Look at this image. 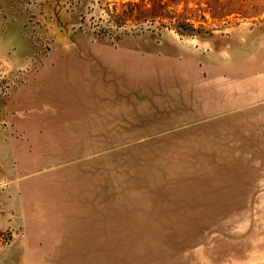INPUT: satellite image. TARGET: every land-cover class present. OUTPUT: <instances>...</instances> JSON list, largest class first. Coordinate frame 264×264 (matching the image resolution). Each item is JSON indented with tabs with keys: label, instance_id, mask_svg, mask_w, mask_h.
I'll use <instances>...</instances> for the list:
<instances>
[{
	"label": "rangeland",
	"instance_id": "obj_1",
	"mask_svg": "<svg viewBox=\"0 0 264 264\" xmlns=\"http://www.w3.org/2000/svg\"><path fill=\"white\" fill-rule=\"evenodd\" d=\"M48 2L0 0V107L44 80L0 122V264H264V0Z\"/></svg>",
	"mask_w": 264,
	"mask_h": 264
},
{
	"label": "crops",
	"instance_id": "obj_2",
	"mask_svg": "<svg viewBox=\"0 0 264 264\" xmlns=\"http://www.w3.org/2000/svg\"><path fill=\"white\" fill-rule=\"evenodd\" d=\"M51 5H56V0H49L48 2ZM3 25H6V23L4 22ZM10 42L12 41L11 38H8L7 37V34H6V31L1 29L0 31V54L5 52V48H6V42ZM13 41H17V40H14ZM58 41V39H57ZM20 44H22V42L19 41ZM27 43V42H26ZM59 52H62L63 54H69L72 52L71 49H62V50H59V49H56L54 50V53L55 55L57 56V54ZM19 56V54H18ZM41 73L42 71L37 74L35 76V79L31 82V84L27 87H25L24 89L22 88V90H19L16 95L14 96V98L12 99V101H10V105L12 106V108L10 107H0V122H2V119L3 118H10L12 115H14V117H16V120L17 119H20L21 117H24V115H26L27 113H29V110L25 109V108H21L20 110L16 109L15 106H17V103L19 101V99L27 92V93H32V92H28V91H33L34 89H38L40 86L41 83L44 82V80L41 78ZM14 110V112H13ZM31 118H33V116L31 115L30 116ZM0 128L2 129V126L0 124ZM235 262V263H233ZM257 262H260V261H257ZM247 264V260H229V263L226 262L225 260L222 262V264Z\"/></svg>",
	"mask_w": 264,
	"mask_h": 264
},
{
	"label": "trees",
	"instance_id": "obj_3",
	"mask_svg": "<svg viewBox=\"0 0 264 264\" xmlns=\"http://www.w3.org/2000/svg\"><path fill=\"white\" fill-rule=\"evenodd\" d=\"M134 6H136V7H138V6H140V5H136V4H134ZM161 8H162V6H161ZM154 11H155V8H151V9H146L145 10V14H148V15H145V18L147 19V18H156V16H153L154 15ZM135 21H138V19H137V16H136V19H135ZM185 26L190 30V31H194V27H193V25L192 24H190V23H188V22H185Z\"/></svg>",
	"mask_w": 264,
	"mask_h": 264
}]
</instances>
